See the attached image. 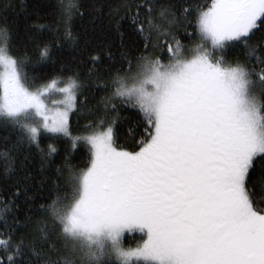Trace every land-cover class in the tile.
I'll list each match as a JSON object with an SVG mask.
<instances>
[{
	"label": "snow or ice",
	"instance_id": "snow-or-ice-1",
	"mask_svg": "<svg viewBox=\"0 0 264 264\" xmlns=\"http://www.w3.org/2000/svg\"><path fill=\"white\" fill-rule=\"evenodd\" d=\"M0 264H264V0H0Z\"/></svg>",
	"mask_w": 264,
	"mask_h": 264
},
{
	"label": "trees",
	"instance_id": "trees-1",
	"mask_svg": "<svg viewBox=\"0 0 264 264\" xmlns=\"http://www.w3.org/2000/svg\"><path fill=\"white\" fill-rule=\"evenodd\" d=\"M43 2H44V0H26V3L29 6V9H32L33 6L39 5ZM95 2L104 5L105 6V12H106L108 5H115V4L119 3V0H95ZM202 2H203V0H202ZM207 2H210V0H207ZM98 23L101 25L102 28L104 27L103 19H101V21H98ZM105 33L107 34L106 28H105ZM30 54L34 55L35 50L33 49ZM62 55L64 57H66L67 53H63ZM59 57H61V54L56 53L55 57H54V59L56 60L55 65H53L52 63H49L48 65H46L45 66L46 72L52 73L53 71H58L62 64L68 63L67 59H62ZM84 95L87 96V98H88L87 99L88 107H92L95 104L96 100L99 99V96H100L99 93H95L94 91H85ZM80 102H83V97L80 98ZM123 115L131 117L133 119L135 118L131 111H126L123 113ZM86 116H87V110L83 109V108L80 110V113H76L75 111H73V113H71L70 119H69V124H70V127L73 130L74 134L81 132L82 128L87 123ZM79 153H80V155H79V157L76 158V163L80 166H83V161H85L87 159V155H88L87 149L81 148V149H79ZM57 160L59 161V158H57ZM38 167H39V161L37 159L34 161L33 168L36 169ZM136 236H138V238L135 239V241L131 240L130 236H127L125 238V245L126 246H133L137 242H140V240H139L140 234H137Z\"/></svg>",
	"mask_w": 264,
	"mask_h": 264
},
{
	"label": "rangeland",
	"instance_id": "rangeland-1",
	"mask_svg": "<svg viewBox=\"0 0 264 264\" xmlns=\"http://www.w3.org/2000/svg\"><path fill=\"white\" fill-rule=\"evenodd\" d=\"M71 115V114H70ZM70 119V118H69ZM137 234H140V233H126L125 234V238L127 237V236H130V238H131V240H134L135 241V239H137L138 238V236H136ZM141 235V234H140ZM139 242H137L135 245H133V246H127V247H135L137 244H138Z\"/></svg>",
	"mask_w": 264,
	"mask_h": 264
}]
</instances>
